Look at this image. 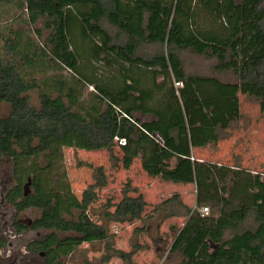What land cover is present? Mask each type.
<instances>
[{"label":"trees","instance_id":"obj_1","mask_svg":"<svg viewBox=\"0 0 264 264\" xmlns=\"http://www.w3.org/2000/svg\"><path fill=\"white\" fill-rule=\"evenodd\" d=\"M44 1L0 0V3H15L24 9L30 2L40 5ZM50 1L51 15H42L39 10L32 12L36 20L42 21L43 29L37 31L39 37L43 30L53 34L63 26L58 0ZM73 1L87 4L86 23L97 37L94 61L107 69H117L120 76L131 77L135 90L154 109L163 108L161 82H165L172 66L180 76L171 78L175 98H179L187 81L201 82L197 94L204 121L200 132L203 146L217 145L222 132L240 117L239 100L230 95V86L244 85L264 92V54L241 69L235 84L186 73L184 52L215 58L216 67L228 64L234 58L233 46L242 35L241 28L222 21H214L203 29L198 15L206 13L197 0L195 5L193 0ZM235 3L243 5L245 0ZM254 15L260 16L256 24L264 34V0L256 1ZM20 39L17 36L8 40V52L0 57V104L10 106V114L0 119V151L15 159L18 189L12 202L23 196L22 186L32 177V194L22 197L17 206L41 211L35 227L51 231L45 243L40 244L47 250V264H64L62 258L71 256L84 244L109 238L107 228L88 215L97 199L95 188L84 191L81 199L72 192L68 175L61 168L64 149L88 152H113L116 146L124 149L128 145L124 128L135 123L126 107L115 106L111 96H105L104 91L113 89L110 84H100L97 77L95 93L88 103L78 89L80 81L67 85L55 76L38 81L39 69H49L57 75L60 67L52 61L45 46L32 40L23 43ZM146 46H157V52L143 54ZM52 62L57 68L50 67ZM174 80L183 83L179 95ZM31 91L39 93V108L31 104ZM118 139H124L126 145L119 146ZM193 177L196 209L183 205L178 194L165 202L171 207L176 202L185 211L183 215L171 214L187 219L171 246L172 252L182 256L181 264H264V175L240 165L193 159ZM146 207L142 196L125 195L106 217L109 221L134 223L142 219ZM203 207L209 208L208 216L199 212ZM61 233L71 235L60 237ZM117 254L122 260L130 261L132 257L131 253Z\"/></svg>","mask_w":264,"mask_h":264},{"label":"rangeland","instance_id":"obj_2","mask_svg":"<svg viewBox=\"0 0 264 264\" xmlns=\"http://www.w3.org/2000/svg\"><path fill=\"white\" fill-rule=\"evenodd\" d=\"M197 1L206 13L198 15L203 29L214 21H222L241 28L242 35L233 46L234 58L228 64L216 67L215 58L184 52L182 59L186 73L215 77L227 84L238 83L237 74L241 69L264 54V34L256 24L260 16L254 15L257 0H245L243 5H238L235 0ZM195 2L193 0L192 4ZM58 8V14L63 18L62 29L53 34L43 30L39 37L37 31L43 29L42 21L36 20L32 12L39 10L42 15H51L50 0L40 5L30 2L25 10L15 3H0V57L8 52V40H15L17 36L23 43L37 42L46 47L52 61L60 67L57 75L49 69H39L38 81L52 76L64 80L67 85L80 81L82 85L78 89L88 103L95 93L94 78L97 77L100 84H110L113 89L112 92L104 91L105 96L110 95L115 106L126 107L136 125L129 124L124 128L123 135L128 141L124 149L117 146L113 152L64 149L61 168L68 175L72 192L81 199L84 191L95 188L97 199L90 206L88 215L95 223L107 228L109 238L104 242L84 244L62 261L64 264H181L182 256L172 252L171 246L187 219L171 217V214L183 215L185 211L176 202L173 207L165 202L178 194L183 205L196 209L193 159L225 166L240 165L252 173L264 175V92L244 85L230 86V95L239 100L240 117L222 132L217 145L203 146L200 132L204 121L197 94L201 82L187 81L179 98H175L171 78L180 76L172 66L165 82H161L163 108L154 109L142 93L135 90L131 77L120 76L117 69H107L94 61L97 37L86 23L87 4L58 0ZM157 49V46H146L142 53L154 55ZM55 66L53 62L50 65L52 69L57 68ZM29 96L31 104L39 108L38 91L29 92ZM9 114L10 106L0 104V119ZM11 173L10 161L6 157L0 158L2 190ZM7 186L9 189L14 183ZM125 195L143 197L147 207L142 219L134 223L109 221L106 214L113 213ZM74 214L79 216L76 211ZM39 216L40 212L34 210L20 214L18 218L34 221ZM40 232L42 235L48 233ZM37 234L38 231L32 230L29 235L36 240ZM69 235L59 234L60 237ZM117 252L131 253V260L120 259ZM107 259L109 261L105 262ZM40 261L41 257H34V264Z\"/></svg>","mask_w":264,"mask_h":264},{"label":"flooded vegetation","instance_id":"obj_3","mask_svg":"<svg viewBox=\"0 0 264 264\" xmlns=\"http://www.w3.org/2000/svg\"><path fill=\"white\" fill-rule=\"evenodd\" d=\"M2 157H6L10 161L12 169L11 175H7L9 179L6 183L7 185L14 183V186L8 189L6 185L3 190L0 187V264H34L35 256L41 257L39 264H47V250L41 248L40 244L45 243L51 231L35 227V222L40 218L41 211L32 207L20 209L17 206L22 201V197L26 198L32 194V177H28L22 186L23 196L12 202L18 189L15 159L8 153L0 151V158ZM29 180H31V186L26 191L25 186ZM34 210L40 212V216L34 221H23L18 218L20 214ZM32 230L38 231L36 240L29 235ZM40 231L48 233L42 235Z\"/></svg>","mask_w":264,"mask_h":264},{"label":"built area","instance_id":"obj_4","mask_svg":"<svg viewBox=\"0 0 264 264\" xmlns=\"http://www.w3.org/2000/svg\"><path fill=\"white\" fill-rule=\"evenodd\" d=\"M174 82H175V88L177 89V95H179L178 89L183 87V83L176 82L175 80H174ZM116 142L118 143L119 146H125L126 145V141L124 139H120V140L118 139ZM201 215L202 216H208L209 215V208H206V207L202 208L201 209Z\"/></svg>","mask_w":264,"mask_h":264},{"label":"water","instance_id":"obj_5","mask_svg":"<svg viewBox=\"0 0 264 264\" xmlns=\"http://www.w3.org/2000/svg\"><path fill=\"white\" fill-rule=\"evenodd\" d=\"M154 138L158 139V136L154 135ZM31 186V180L28 181V183L25 186V190L27 191V189Z\"/></svg>","mask_w":264,"mask_h":264}]
</instances>
